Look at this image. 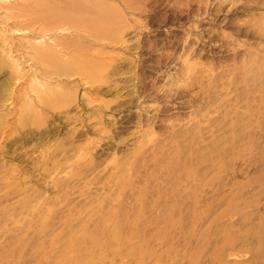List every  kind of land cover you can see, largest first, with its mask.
<instances>
[{
  "label": "rangeland",
  "instance_id": "obj_1",
  "mask_svg": "<svg viewBox=\"0 0 264 264\" xmlns=\"http://www.w3.org/2000/svg\"><path fill=\"white\" fill-rule=\"evenodd\" d=\"M0 264H264V0H0Z\"/></svg>",
  "mask_w": 264,
  "mask_h": 264
},
{
  "label": "bare ground",
  "instance_id": "obj_2",
  "mask_svg": "<svg viewBox=\"0 0 264 264\" xmlns=\"http://www.w3.org/2000/svg\"><path fill=\"white\" fill-rule=\"evenodd\" d=\"M68 24V23H67ZM63 29V28H62Z\"/></svg>",
  "mask_w": 264,
  "mask_h": 264
}]
</instances>
